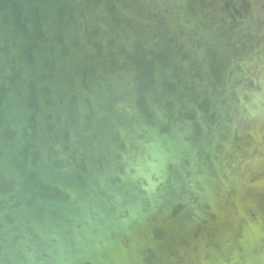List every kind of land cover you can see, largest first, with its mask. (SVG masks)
Wrapping results in <instances>:
<instances>
[{"label": "water", "instance_id": "water-1", "mask_svg": "<svg viewBox=\"0 0 264 264\" xmlns=\"http://www.w3.org/2000/svg\"><path fill=\"white\" fill-rule=\"evenodd\" d=\"M0 264H264V0H0Z\"/></svg>", "mask_w": 264, "mask_h": 264}]
</instances>
